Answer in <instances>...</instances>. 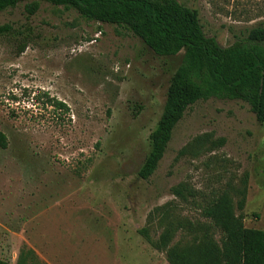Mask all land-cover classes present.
<instances>
[{
	"label": "rangeland",
	"instance_id": "1",
	"mask_svg": "<svg viewBox=\"0 0 264 264\" xmlns=\"http://www.w3.org/2000/svg\"><path fill=\"white\" fill-rule=\"evenodd\" d=\"M200 14L204 34L227 48L264 27V0H178ZM33 10V11H32ZM0 259L11 264H168L153 215L212 226L172 195L246 188V229L264 230V125L239 100L193 105L157 171L138 176L182 56L155 55L125 28L74 9L28 1L0 13ZM61 102L64 109L53 107ZM202 138L197 157L179 152ZM223 142V145L220 144ZM152 216V217H151ZM213 228V226H212ZM217 240L220 231L213 228ZM187 243L191 237L178 234Z\"/></svg>",
	"mask_w": 264,
	"mask_h": 264
},
{
	"label": "trees",
	"instance_id": "2",
	"mask_svg": "<svg viewBox=\"0 0 264 264\" xmlns=\"http://www.w3.org/2000/svg\"><path fill=\"white\" fill-rule=\"evenodd\" d=\"M28 1L74 9L86 20L125 28L159 57L182 56L172 75L162 116L150 135L151 149L138 172L141 179L154 175L177 125L200 101H243L264 125V27L250 30L247 36L223 48L215 38L204 34L199 12L178 0H0V13ZM11 31L10 25L0 26V40ZM51 105L66 108L61 102ZM205 143L200 138L194 146L182 149L179 156L197 157ZM7 147V136L0 132V148ZM171 192L198 210L221 236L216 239L212 226L175 215L172 204L156 208L152 216L158 217L163 228L159 238L152 240L148 228L140 234L156 251L165 254L168 264H264V230L246 229L242 214L236 212L244 209L245 187L236 192L241 197L237 206L228 188L202 197L182 183ZM178 234L191 239L185 244L184 239L175 243ZM0 264L11 263L0 259Z\"/></svg>",
	"mask_w": 264,
	"mask_h": 264
}]
</instances>
